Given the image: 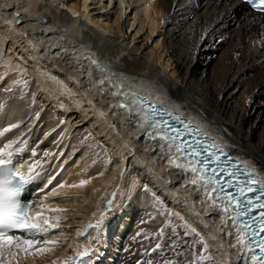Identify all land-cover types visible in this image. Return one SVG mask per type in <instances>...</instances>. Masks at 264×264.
Wrapping results in <instances>:
<instances>
[{"label":"bare ground","instance_id":"obj_1","mask_svg":"<svg viewBox=\"0 0 264 264\" xmlns=\"http://www.w3.org/2000/svg\"><path fill=\"white\" fill-rule=\"evenodd\" d=\"M127 1L120 0L122 5ZM88 2L0 0V87H12L20 76L19 69L29 68L41 108L51 110L54 116L34 130L32 137L21 139L27 141L26 145L13 146V150L25 147L14 156L16 167L27 173L31 149L64 154L50 158L45 175L30 185L25 197L40 200L44 193L38 189L61 166L63 171L54 185L91 180L82 188L58 189L68 193L67 205L59 204L56 197L47 201L52 207H70V213H59L62 218L70 215V225L47 237L66 240L65 245L21 264H59L85 247L92 250L89 264H96L107 250L110 256L106 264H123V245L126 247L135 233L143 208L157 229L171 219L150 193L142 190L144 184L200 234L222 237L224 248L210 249L215 264H250L236 260L235 240L220 233L223 225L218 208L196 192L188 176L170 166L174 149L168 153L145 135L148 131L156 133L145 124L137 95H146L192 119L229 153L259 168L258 161L264 162V28L260 26L264 14L248 11L238 18L229 10L207 22L202 20L206 14L201 10V0H135L132 21L123 24L125 6L120 7L114 20H109L91 16ZM244 20L248 23L242 28ZM132 27L136 30L129 35ZM142 31L143 43L133 44ZM5 63L10 65L8 69L3 67ZM122 102L132 111L121 107ZM18 113V109H6L0 117V130L21 122L25 117ZM75 131L98 137L108 150L107 160L100 151L85 149L77 164H64L67 159H62L76 152ZM34 136L41 138L37 148H33ZM5 143L6 139L0 138V148ZM257 175L264 178V170ZM170 180L173 182L168 183ZM113 192L116 197L112 208L105 211ZM185 199L188 204L182 203ZM101 212H105L101 227L88 228L100 219ZM78 232L84 236H78ZM177 251L188 253L183 246ZM172 255L176 264L179 256Z\"/></svg>","mask_w":264,"mask_h":264},{"label":"snow or ice","instance_id":"obj_2","mask_svg":"<svg viewBox=\"0 0 264 264\" xmlns=\"http://www.w3.org/2000/svg\"><path fill=\"white\" fill-rule=\"evenodd\" d=\"M255 9L258 13L264 14V0H201V10L206 14L202 20L210 22L211 18H218L229 10L238 18H242L245 12ZM223 10V12L221 11ZM19 15V14H17ZM255 20V17L252 18ZM248 23L244 20L241 27ZM264 28V23H261ZM205 31H208L205 28ZM97 64V61H93ZM101 72L105 69L101 66ZM103 83V81H101ZM122 87V85H120ZM119 94V93H115ZM124 95H128L124 93ZM135 95V94H133ZM129 108L130 105L123 103L120 105ZM103 115V114H102ZM144 122L150 129H155V135L152 131L145 133L151 140H156L158 146L168 153H172L173 158L169 160L170 166L179 170L182 175L189 177V183L196 188V192L201 194L205 200H210L214 208H218L222 213V225L220 233L223 236L231 237L235 240L234 248L237 249V261H250V264H264V178L257 175L259 171L264 170V162L258 161L260 167L241 161L238 157L234 158L215 142L207 143L203 139H198V133L206 136V133L200 130L192 129L191 122H185L179 115L175 120L183 125L177 127L168 120L161 119L164 115L171 116L167 109H157L155 106H149L144 110ZM39 118V113L36 114ZM135 123V116L132 118ZM18 123L10 124L0 130V137L5 133L18 129ZM115 128V125L112 126ZM87 139V137L85 138ZM163 141L160 144L159 141ZM17 143L26 145V140H9L0 148V264H21L22 260L35 258L37 256H46L55 251L59 244L58 238L48 239V235L54 230L61 229L62 217L59 213L68 210L61 207H52L47 201L53 197L67 198V192H61L58 189L82 188L89 184L91 180L81 179L78 183L68 185L66 181L53 184L57 176L63 171V167L50 175L44 182L38 192L44 193L38 201L26 200L23 198L28 186L39 181L46 173V165L50 158L61 157L63 152H49L47 150L38 153L35 149L31 150V163L27 164V173L16 167L14 156L24 151L23 147L13 150ZM183 161V162H177ZM235 161V162H234ZM24 165H21V168ZM98 175H103L99 173ZM123 175V173H121ZM173 181H168L172 183ZM137 185L133 182L132 187ZM142 190L150 193L156 205H163V201L156 192L152 191L148 184L141 186ZM113 199L106 201L107 208L111 210L116 197L112 193ZM217 201H220L217 205ZM177 203H181L177 200ZM182 203L188 204V199ZM38 211L33 212V208ZM191 210V209H190ZM167 217H175L183 221L179 212L172 209H166ZM56 213V215H50ZM195 216L200 214L194 212ZM95 215V213H93ZM105 212H101L100 219L95 224H89L88 228L101 227ZM166 217V219H167ZM206 228L207 224L204 225ZM177 227L184 229L185 237H194L193 243L201 246L198 252L195 248L187 244V240L180 238L176 231ZM143 231V230H142ZM78 236H84L83 232H78ZM141 233H137V236ZM135 238V237H134ZM145 240L155 241L154 246L149 250L145 248L144 255L146 260H137L136 264H175V262L164 256V248L170 247V250L177 256H183L184 253L177 251L183 246L188 251V259L182 264H215L210 249L216 246L223 249L222 237L217 235L200 234L196 228L192 227L187 221L181 225H173L172 220L168 219L164 226L160 227L155 233H145ZM239 253H251V256L240 255ZM152 254H159L162 260L155 262ZM92 256V250L85 247L83 251H76L74 257L60 261L59 264H89ZM52 264H57L53 261Z\"/></svg>","mask_w":264,"mask_h":264},{"label":"rangeland","instance_id":"obj_3","mask_svg":"<svg viewBox=\"0 0 264 264\" xmlns=\"http://www.w3.org/2000/svg\"><path fill=\"white\" fill-rule=\"evenodd\" d=\"M134 1L135 0H132L131 2L127 1L123 5L120 2V0H89L88 3L90 5L89 10H91L90 12L91 16H95V17L102 16L100 17L101 19L107 18L109 20H114V18L120 12V7L125 6L122 22L123 24H126L128 21H132L131 19L133 18L136 12V8H135L136 2ZM103 21L105 22V20ZM135 30H136L135 27L130 28L128 32L129 35H132L135 32ZM144 33L145 31H142L139 35H137L133 44L141 45L143 43V38L145 36ZM8 66L10 65L7 63L3 65V67L6 69H8ZM19 71H20L19 72L20 76L12 87L10 88H7L6 86L0 87V117L4 113V111L9 108L10 110L12 109L13 111H16V109H18L19 117L20 116L23 118L25 117L21 122L18 123L20 125L18 129H13L11 132L5 133L3 137L6 139V142H8L9 140H16L18 138L20 140L27 138L30 134L34 132V130H37L38 128L42 127L44 123L52 121L54 117L53 114L51 113V110L49 109L46 110V108L44 109L41 108L42 103L39 96V90L35 89L36 86L30 69L20 68ZM8 74L9 72L6 74V76ZM37 113H39L38 119L36 118ZM30 136L32 137V135ZM86 137L87 139H85ZM73 138H74L73 147L76 148V152L73 155L69 156L68 158H63L62 161H64V159H67L64 162V164L65 163H73V165L77 164V162H79V160H81V158L84 156V154L81 155L80 153L82 152V150L85 149H89V150L96 149L100 151L101 157L103 159L107 158L109 154L108 150L100 141V139H98V137L93 136L91 132L88 133L85 131H81V132L75 131L73 133ZM40 141H41L40 137L34 136L33 148H37V146H40ZM137 184L141 186V183L137 182ZM68 198L69 195L67 196V198L56 197L55 200L59 202V204L61 205L64 204L67 205L69 203V201H67ZM64 208L68 210L67 212L64 213L68 214L71 212L70 207L64 206ZM160 208H163L164 210L171 209L169 208V206H167L166 202L164 201H163V205H161ZM172 218L173 217H171V219ZM71 220L72 219L70 215L67 218H62L61 226L68 227L70 225L69 221ZM179 221L180 220L175 217L172 219L173 225H181L180 224L181 222ZM136 224H137L136 226L137 229L135 233L127 240L126 247L124 246L125 244L123 245V250H124L123 260H122L123 264H136L137 260L143 261L148 259V257L144 255V250L145 248H148L150 250L155 243V241L144 239L145 233L151 234L158 231L155 224L153 223V220L150 218V216L147 214V211L144 208L141 214V219ZM176 231L179 233L180 238L187 240L189 246L195 248L198 252L200 251V245L193 243L194 237H185L184 229L182 227H177ZM137 233H141V235L137 236ZM60 242L61 243L58 245V248L63 247L66 243V240L61 239ZM108 252L109 251L107 250L105 255H102V259L99 260L101 258L100 257L97 260L96 264H106L107 257L110 256ZM164 256L171 260L176 259V256L172 255V251L168 246L164 248ZM188 256L189 254L187 253L184 256H179V258L177 257L178 262L176 264H182L184 260L188 259ZM152 258L154 259L155 262H159L162 260V257L159 254H152Z\"/></svg>","mask_w":264,"mask_h":264}]
</instances>
